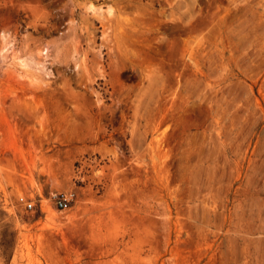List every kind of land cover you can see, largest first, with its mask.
I'll return each instance as SVG.
<instances>
[{
  "label": "rangeland",
  "instance_id": "374dc122",
  "mask_svg": "<svg viewBox=\"0 0 264 264\" xmlns=\"http://www.w3.org/2000/svg\"><path fill=\"white\" fill-rule=\"evenodd\" d=\"M0 264H264V0H0Z\"/></svg>",
  "mask_w": 264,
  "mask_h": 264
},
{
  "label": "built area",
  "instance_id": "2783aa9c",
  "mask_svg": "<svg viewBox=\"0 0 264 264\" xmlns=\"http://www.w3.org/2000/svg\"><path fill=\"white\" fill-rule=\"evenodd\" d=\"M50 198L52 199V202L56 208L65 210L70 208V206L73 204L75 200V192L72 190L53 192ZM19 202L23 204L26 209H33L34 207L32 200H28L23 196L19 197Z\"/></svg>",
  "mask_w": 264,
  "mask_h": 264
},
{
  "label": "bare ground",
  "instance_id": "6f19581e",
  "mask_svg": "<svg viewBox=\"0 0 264 264\" xmlns=\"http://www.w3.org/2000/svg\"><path fill=\"white\" fill-rule=\"evenodd\" d=\"M29 125V124H28ZM31 126V125H30ZM29 127V126H28Z\"/></svg>",
  "mask_w": 264,
  "mask_h": 264
}]
</instances>
